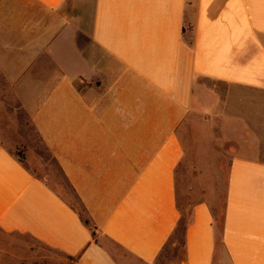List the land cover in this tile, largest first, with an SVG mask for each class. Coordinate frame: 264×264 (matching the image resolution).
Masks as SVG:
<instances>
[{"label": "crops", "instance_id": "1", "mask_svg": "<svg viewBox=\"0 0 264 264\" xmlns=\"http://www.w3.org/2000/svg\"><path fill=\"white\" fill-rule=\"evenodd\" d=\"M71 4L0 0L4 125L30 133L0 127V230L75 264H151L180 219L178 165L224 163L221 206L190 204L182 264H264V0Z\"/></svg>", "mask_w": 264, "mask_h": 264}, {"label": "rangeland", "instance_id": "2", "mask_svg": "<svg viewBox=\"0 0 264 264\" xmlns=\"http://www.w3.org/2000/svg\"><path fill=\"white\" fill-rule=\"evenodd\" d=\"M67 10H72L71 0H64ZM19 84L18 91L22 94H28L29 88L25 81ZM4 100L0 99V127L5 128V134L7 136L25 135L30 134L26 131L25 125L22 128L26 132L17 131L16 124L12 123V126L4 125V120L10 122L6 117L4 119L3 113L9 112L10 107L2 104ZM12 116L17 122H27L26 117L22 115L19 110L13 111ZM3 112V113H2ZM13 121V120H12ZM11 121V122H12ZM28 123V122H27ZM19 126V125H17ZM17 136V137H18ZM31 139L36 138L31 136ZM37 153L49 162L47 153L42 150L39 143H34ZM14 154L33 171L40 174L39 169L30 160L25 159L21 146H15L13 150ZM206 164L200 161L198 164L180 163L176 169V201L180 209V225L178 229L173 230L168 236L167 240L159 250L154 261L151 264H182L183 249L181 243V233L184 224L189 218L190 204L200 198L208 197L209 202L216 212V203L219 207L223 200V188L225 183V164L221 163L218 171L219 177L210 178L208 171H206ZM63 197L72 204V206L78 211L82 219H86L88 226L92 232L94 240L104 245L110 253L118 260L128 258V254L119 246L113 242L104 238L93 226V224L85 217V213L76 199L65 190L62 192ZM218 218V219H217ZM219 220V216H216ZM75 256H70L51 248L37 240L30 238L23 233L16 232H4L0 230V264H75Z\"/></svg>", "mask_w": 264, "mask_h": 264}, {"label": "trees", "instance_id": "3", "mask_svg": "<svg viewBox=\"0 0 264 264\" xmlns=\"http://www.w3.org/2000/svg\"><path fill=\"white\" fill-rule=\"evenodd\" d=\"M82 220H83L84 223L87 224L88 221L86 219H82ZM179 225H180V219H178L177 224L174 226V230L178 229Z\"/></svg>", "mask_w": 264, "mask_h": 264}]
</instances>
